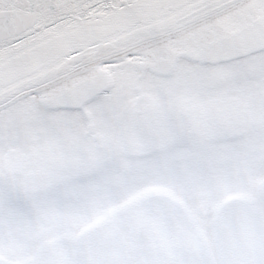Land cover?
Wrapping results in <instances>:
<instances>
[{"label":"snow or ice","instance_id":"snow-or-ice-1","mask_svg":"<svg viewBox=\"0 0 264 264\" xmlns=\"http://www.w3.org/2000/svg\"><path fill=\"white\" fill-rule=\"evenodd\" d=\"M0 264H264V0H0Z\"/></svg>","mask_w":264,"mask_h":264}]
</instances>
